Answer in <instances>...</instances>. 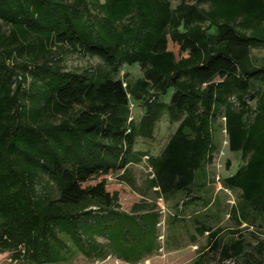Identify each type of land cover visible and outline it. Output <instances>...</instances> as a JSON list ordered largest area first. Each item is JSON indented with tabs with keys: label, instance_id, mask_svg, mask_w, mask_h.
Here are the masks:
<instances>
[{
	"label": "trees",
	"instance_id": "obj_1",
	"mask_svg": "<svg viewBox=\"0 0 264 264\" xmlns=\"http://www.w3.org/2000/svg\"><path fill=\"white\" fill-rule=\"evenodd\" d=\"M0 23L1 253L17 264L154 255L156 206L139 191L122 210L105 176L137 189L129 166L147 155L136 144L154 138L165 111L177 125L146 157L156 196L182 195L181 209L206 206L198 179L213 160L219 118L242 161L221 180L240 192L234 236L224 240L195 217L207 241L192 264H207L210 253L219 264H264L262 243L252 253L240 229L264 220V64L251 56L264 48V0H0ZM66 52L100 64L64 71ZM124 65L142 76L120 78Z\"/></svg>",
	"mask_w": 264,
	"mask_h": 264
},
{
	"label": "rangeland",
	"instance_id": "obj_2",
	"mask_svg": "<svg viewBox=\"0 0 264 264\" xmlns=\"http://www.w3.org/2000/svg\"><path fill=\"white\" fill-rule=\"evenodd\" d=\"M199 5L203 6L202 3ZM0 30H5V25L0 23ZM252 59L256 64H264V48L252 50ZM61 64L64 71L81 72L86 69H92L100 64L96 57L81 55L73 52H66L61 55ZM127 75L129 79L141 77L142 72L137 65L122 66L118 76L124 78ZM164 101H168L165 97ZM130 116L138 120L141 116V108L132 100L130 101ZM177 123L170 122L165 111L162 112L155 129L152 140L139 139L136 149L143 151L148 155H157L165 145L168 136L173 132ZM216 150L214 151L213 160L207 164L199 173L198 182L201 185L200 195L203 200H208L206 206L199 201L196 205H190L181 209L182 195H177L169 199H163L153 193L148 188V179L151 176V169L147 164L146 157L137 164L129 166L131 177L135 181L136 190L130 189L123 183L116 180V174L105 176L108 189L118 191L119 204L122 210L128 211L134 202L139 201L142 196L139 191L145 193L147 202L156 206L159 212V223L157 224L158 233V251L135 264H192L200 247L204 246L207 241V234L199 235L196 233L193 219L198 217L213 229H221L220 236L227 240L234 235L228 234V231L236 229L231 219L230 208L238 201L240 192L238 190H229L222 186L221 180L228 174L234 172L238 164L241 163L239 154L231 153L227 149L226 133L223 128L222 118L218 119L215 131ZM226 161L229 167H226ZM100 178H95L89 184H95ZM179 210L181 212H179ZM177 216L179 221L170 223L171 216ZM177 219V220H178ZM263 226L257 229L256 226L247 228L242 224V234L249 243V250L253 251L255 246L261 242L264 252V220L259 222ZM246 227V228H245ZM254 247V248H253ZM255 254V253H254ZM207 264H219L217 254L210 253L207 257ZM0 264H17L12 260L8 253L0 252ZM59 264H129L115 259L113 256H107L103 260L88 259L80 253H75L69 259Z\"/></svg>",
	"mask_w": 264,
	"mask_h": 264
}]
</instances>
